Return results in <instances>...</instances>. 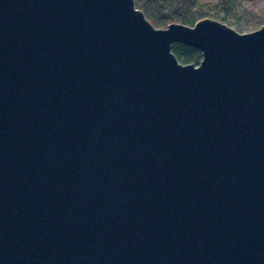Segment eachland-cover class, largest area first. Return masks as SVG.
<instances>
[{"label":"water","instance_id":"water-1","mask_svg":"<svg viewBox=\"0 0 264 264\" xmlns=\"http://www.w3.org/2000/svg\"><path fill=\"white\" fill-rule=\"evenodd\" d=\"M0 264H264V26L0 0Z\"/></svg>","mask_w":264,"mask_h":264},{"label":"rangeland","instance_id":"rangeland-1","mask_svg":"<svg viewBox=\"0 0 264 264\" xmlns=\"http://www.w3.org/2000/svg\"><path fill=\"white\" fill-rule=\"evenodd\" d=\"M177 2L179 4L171 8L168 5L163 8L159 4L153 8L146 3L144 11L141 10L144 4H140V9L135 1L134 5L145 15L148 23L158 30H166L173 24L184 25L180 21L185 16L188 20L207 18L218 21L233 31L245 35L257 32L264 26V0H230L229 5L226 6L224 0H194L185 14L182 13L179 0ZM163 11L171 14L172 18H168L167 14L164 15Z\"/></svg>","mask_w":264,"mask_h":264},{"label":"trees","instance_id":"trees-1","mask_svg":"<svg viewBox=\"0 0 264 264\" xmlns=\"http://www.w3.org/2000/svg\"><path fill=\"white\" fill-rule=\"evenodd\" d=\"M135 4L138 5L139 9L141 7L142 4H144V7H141V10L144 11L146 9V6H152L153 8L155 6H157L158 4L160 6H162L163 8H165L166 5H168L170 8L171 7H175L177 4H179L177 2V0H134ZM180 4V8L182 10V13L185 14V12L187 10H189V7L192 3H194V0H179ZM147 3V5H146ZM230 0H224V5H229ZM141 4V5H140ZM146 5V6H145ZM163 14H167L168 18H172L171 14H168V12H164ZM203 17V16H200ZM199 18H196V20H188L185 17L181 18V23L189 26L194 27L196 25V22L199 21ZM171 52L173 55H175V57L178 59L179 63L184 65V66H188V65H194L195 67H198L201 63V61L203 60V54L198 51L195 50L194 48H191L189 46H184L182 44H173Z\"/></svg>","mask_w":264,"mask_h":264}]
</instances>
